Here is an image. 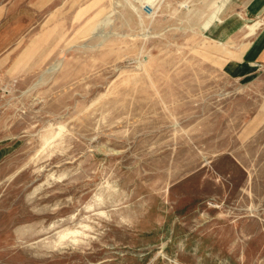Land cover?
Here are the masks:
<instances>
[{
  "label": "rangeland",
  "instance_id": "obj_1",
  "mask_svg": "<svg viewBox=\"0 0 264 264\" xmlns=\"http://www.w3.org/2000/svg\"><path fill=\"white\" fill-rule=\"evenodd\" d=\"M244 9L0 0V264H264Z\"/></svg>",
  "mask_w": 264,
  "mask_h": 264
},
{
  "label": "crops",
  "instance_id": "obj_2",
  "mask_svg": "<svg viewBox=\"0 0 264 264\" xmlns=\"http://www.w3.org/2000/svg\"><path fill=\"white\" fill-rule=\"evenodd\" d=\"M244 4V12L246 15L263 18L264 17V0H242ZM253 41L251 49L248 51L246 57L248 60H260L264 61V26L259 31L258 35Z\"/></svg>",
  "mask_w": 264,
  "mask_h": 264
}]
</instances>
